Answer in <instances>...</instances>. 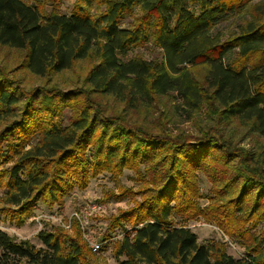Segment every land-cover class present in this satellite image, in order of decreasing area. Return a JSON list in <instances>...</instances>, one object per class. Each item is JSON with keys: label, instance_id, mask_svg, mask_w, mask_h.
Segmentation results:
<instances>
[{"label": "trees", "instance_id": "16d2710c", "mask_svg": "<svg viewBox=\"0 0 264 264\" xmlns=\"http://www.w3.org/2000/svg\"><path fill=\"white\" fill-rule=\"evenodd\" d=\"M94 4L102 7L97 14L90 11ZM135 7L141 14L122 27ZM244 13L248 19L243 17L237 32L212 33ZM150 42L160 50L159 61L126 59L131 48ZM0 45L23 52L20 68L47 81L77 61L93 62L84 79L88 88L69 91H26L0 67V190L8 222L20 227L38 203L63 206L99 174L121 176L128 169L141 180L147 177L151 188L133 208L111 217L107 232L120 225L131 230L114 246L117 264H264L263 171L257 157L234 152L228 137L215 132L236 122L264 140V0H75L69 14L0 0ZM198 68L204 70L200 76ZM171 94L186 119L206 104L214 126L198 138L179 134L169 140L105 112L94 98H113L128 109ZM66 109L71 116L63 126ZM165 149L170 153L159 158ZM213 152L231 169L217 195L230 198L211 203L204 216L243 243L240 258L199 243L174 221L177 214H197L194 172ZM259 226L254 236L250 230ZM71 229L72 234L60 227L39 232L41 248L0 231V264H92L77 220Z\"/></svg>", "mask_w": 264, "mask_h": 264}, {"label": "rangeland", "instance_id": "374dc122", "mask_svg": "<svg viewBox=\"0 0 264 264\" xmlns=\"http://www.w3.org/2000/svg\"><path fill=\"white\" fill-rule=\"evenodd\" d=\"M28 4L36 5L43 12L55 10L63 14H69L75 5V0H22ZM94 4L90 11L97 14L102 7ZM141 14L139 7H135L131 16L126 17L121 26L129 28L135 17ZM243 17L248 19L247 13L234 15L225 21L221 22L213 31L219 32L222 36L228 37L238 31V26L241 25ZM134 56H140L144 60L159 61L161 58L160 50L151 42L142 47L131 48L126 59ZM23 57V52L0 45V67L18 80L19 86L24 90H30L35 87H56L62 91L73 89L85 90L88 88L84 84V79L93 62L90 60L77 61L69 70L62 71L53 75L48 81L47 78H41L31 74L27 69L20 68V63ZM234 55L230 54L228 60L233 59ZM257 56L249 59L250 63L257 60ZM199 70L196 69L194 72ZM198 76L204 73V70H199ZM97 102L103 107L105 112L114 115H123V121L132 126H140L146 131L155 136L161 135L169 140H173L179 134L198 138L201 133L208 129L209 126H214L213 122L208 121V107L203 105L200 112L192 114L191 119H186L183 113H178L176 109L178 102L173 98L174 95L156 97L151 103H140L136 108L124 109L125 102L108 98L101 95H94ZM106 113V116L108 114ZM71 111L66 109L62 116V125L69 124ZM206 128V129H205ZM204 129V130H203ZM214 130V128L212 129ZM216 134L224 133L231 143V149L234 152L244 150L249 154L257 157L258 167L263 171L264 176V140L252 133H249L245 127L240 126L236 122H232L227 127H222V130L215 131ZM170 149L162 150L159 158L169 154ZM258 153L260 163L258 159ZM208 157L205 161L204 168L201 171H195L196 197L193 198V203L197 207V214L183 215L177 214L174 221L177 226L189 228L198 239L199 243L215 244L219 248L225 250L226 254L234 258L243 257L244 245L236 238H231L225 235V231L220 229L213 222L210 216L205 217L204 213L211 203L224 202L230 197L220 198L217 195L218 189L223 187V174L226 172L227 178L231 176V169H225L223 162L218 159L217 153ZM262 156V158H261ZM232 164L238 165L236 160ZM222 163V164H221ZM231 164V163H230ZM234 166V165H233ZM229 168V167H228ZM234 168V167H233ZM233 170V169H232ZM143 173V171L141 170ZM221 177V179H216ZM149 179L145 180L137 178L133 171L125 169L123 175L117 176L109 173L99 174L97 177L89 181L87 188L84 191L74 190L68 197L64 199L63 206H55L53 209H48L44 204L38 203L36 210L32 216L25 220L24 224L16 227L14 224L7 221L4 216L5 205L1 202V197L4 191L0 190V231L6 233L10 237H14L16 241L28 240L36 248H41V243L37 240L36 235L41 231H51L53 228L60 227L57 223L50 220H38L36 217L40 214L55 216L63 223H67L69 219L77 220L74 214H77L84 233V238L88 245L97 243L100 245L98 253L90 252L92 264H117L113 254L114 246L128 232L131 235L129 225H120L119 227L107 232V226L111 221L112 216H116L118 212L133 208L135 203H138L146 197L143 194L145 188L151 187ZM236 191V190H235ZM125 193L124 201L114 202L118 194ZM116 200V199H115ZM78 221V220H77ZM41 228L39 229V223ZM79 222V221H78ZM79 222V225H80ZM244 226V225H243ZM242 226V227H243ZM240 228V224L237 226ZM62 228V227H60ZM81 228V226H80ZM231 228V227H229ZM64 229V228H63ZM260 226L254 230V236L260 234ZM66 230V229H65ZM70 228L66 232L72 234ZM227 230V229H226ZM102 238H106V241ZM264 243V239H263ZM1 255V252H0Z\"/></svg>", "mask_w": 264, "mask_h": 264}, {"label": "built area", "instance_id": "2783aa9c", "mask_svg": "<svg viewBox=\"0 0 264 264\" xmlns=\"http://www.w3.org/2000/svg\"><path fill=\"white\" fill-rule=\"evenodd\" d=\"M74 216L76 217V219L80 222L79 220V217L77 216V214H74ZM50 220L52 222H55L57 223V225H59L60 227L66 229V230H69L71 228V223H72V220L75 219H69L67 223H63L61 220L55 218V216H51V215H47V214H40L36 217V221L38 220ZM39 223V222H38ZM80 226H81V229L83 230V227L81 225V222H80ZM41 228V224L39 223V229ZM83 237H84V233H83ZM100 248V245L97 244V243H93V244H90L89 245V250L91 253H98V250Z\"/></svg>", "mask_w": 264, "mask_h": 264}]
</instances>
